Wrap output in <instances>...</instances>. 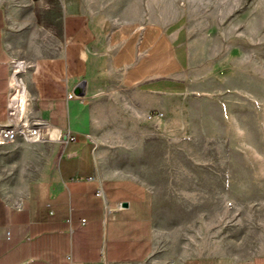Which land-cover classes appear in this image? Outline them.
<instances>
[{"label":"crops","instance_id":"obj_1","mask_svg":"<svg viewBox=\"0 0 264 264\" xmlns=\"http://www.w3.org/2000/svg\"><path fill=\"white\" fill-rule=\"evenodd\" d=\"M42 17L57 32L58 51L26 62L20 76L31 119L50 122L61 139L0 144V264H264V253L158 254L151 189L107 170L87 139L133 145L149 130L151 109L162 113L161 130L174 133L191 59L185 29L144 8L115 12L82 0H61ZM14 35L0 3V123Z\"/></svg>","mask_w":264,"mask_h":264},{"label":"rangeland","instance_id":"obj_2","mask_svg":"<svg viewBox=\"0 0 264 264\" xmlns=\"http://www.w3.org/2000/svg\"><path fill=\"white\" fill-rule=\"evenodd\" d=\"M82 1L115 12L144 8L187 33L185 112L174 133L161 130L162 113L151 109L149 130L133 145L93 150L111 173L151 189L155 250L164 258L264 253V0ZM0 3L15 31L14 59L58 51L57 32L42 15L61 0Z\"/></svg>","mask_w":264,"mask_h":264},{"label":"built area","instance_id":"obj_3","mask_svg":"<svg viewBox=\"0 0 264 264\" xmlns=\"http://www.w3.org/2000/svg\"><path fill=\"white\" fill-rule=\"evenodd\" d=\"M22 63L21 73L27 66L23 60L13 59L11 61V73L9 75L8 100L6 104V121L0 123V144H12L18 139L28 142H39L51 139H61V135H53V127L48 121H34L30 117V96H27L23 102L15 98L16 89L11 84L13 73L12 65ZM149 116V115H148ZM73 139V136H69ZM87 139L92 143V149H95L96 139L92 135H87ZM97 194L106 204V197L101 187H98ZM120 205V203H118ZM84 222V219H82ZM8 236V233H7Z\"/></svg>","mask_w":264,"mask_h":264},{"label":"bare ground","instance_id":"obj_4","mask_svg":"<svg viewBox=\"0 0 264 264\" xmlns=\"http://www.w3.org/2000/svg\"><path fill=\"white\" fill-rule=\"evenodd\" d=\"M22 68V63H14L12 65L13 73L11 77V84L16 89L15 98L17 101L23 102L25 98L27 97V93L24 91V83L21 79V76L19 77L18 74Z\"/></svg>","mask_w":264,"mask_h":264},{"label":"water","instance_id":"obj_5","mask_svg":"<svg viewBox=\"0 0 264 264\" xmlns=\"http://www.w3.org/2000/svg\"><path fill=\"white\" fill-rule=\"evenodd\" d=\"M84 88H85V83L84 81H80L76 84V86L73 89V93L77 96H81L84 94Z\"/></svg>","mask_w":264,"mask_h":264}]
</instances>
